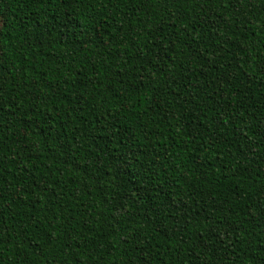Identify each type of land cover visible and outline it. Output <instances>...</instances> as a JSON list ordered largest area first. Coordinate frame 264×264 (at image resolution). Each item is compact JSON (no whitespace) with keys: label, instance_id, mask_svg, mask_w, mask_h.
I'll return each mask as SVG.
<instances>
[{"label":"trees","instance_id":"1","mask_svg":"<svg viewBox=\"0 0 264 264\" xmlns=\"http://www.w3.org/2000/svg\"><path fill=\"white\" fill-rule=\"evenodd\" d=\"M0 264H264V0H0Z\"/></svg>","mask_w":264,"mask_h":264}]
</instances>
